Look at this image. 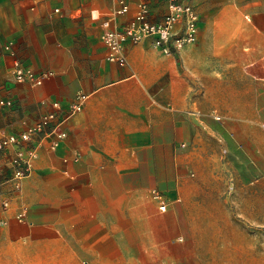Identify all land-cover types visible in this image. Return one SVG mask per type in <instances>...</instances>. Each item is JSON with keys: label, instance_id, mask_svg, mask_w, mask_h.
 I'll list each match as a JSON object with an SVG mask.
<instances>
[{"label": "crops", "instance_id": "1", "mask_svg": "<svg viewBox=\"0 0 264 264\" xmlns=\"http://www.w3.org/2000/svg\"><path fill=\"white\" fill-rule=\"evenodd\" d=\"M129 1L120 21L142 1L155 21L168 9V0ZM190 1L200 15L196 41L169 54L146 38L127 45L121 66L101 41L118 0H0V99L13 101L0 105V132L26 129L56 101L68 113L86 96L64 123L66 138L55 148L46 138L19 186L2 184L10 207L0 212V264H118L123 250L169 240L187 148L218 111L239 122L261 168L264 0ZM8 42L24 64L49 73L42 84L13 79ZM249 183L264 188L263 177Z\"/></svg>", "mask_w": 264, "mask_h": 264}, {"label": "rangeland", "instance_id": "2", "mask_svg": "<svg viewBox=\"0 0 264 264\" xmlns=\"http://www.w3.org/2000/svg\"><path fill=\"white\" fill-rule=\"evenodd\" d=\"M219 112L204 119L187 148V180L169 216V240L123 250L118 264H264V188H247L264 178V161L259 169L256 146L246 144L239 122Z\"/></svg>", "mask_w": 264, "mask_h": 264}, {"label": "built area", "instance_id": "3", "mask_svg": "<svg viewBox=\"0 0 264 264\" xmlns=\"http://www.w3.org/2000/svg\"><path fill=\"white\" fill-rule=\"evenodd\" d=\"M119 6L102 21L101 41L106 47V58L124 66L128 62L126 47L128 44H137L140 41L151 38L152 43L164 52L179 53L187 44L198 39L200 33V15L190 0H168V9L163 18L155 21L150 16V6L147 2L138 3L134 13L127 19L120 21V17L131 13L129 0H118ZM7 52L13 57L12 77L16 82H28L34 86L40 85L48 76L46 71H36L31 66L24 64L18 58L12 42L4 45ZM86 96L80 94L70 104V112L62 113L61 104L56 101L52 108L45 111L33 124L20 132H0V152L5 160L0 162V197L4 190L2 184L6 180H13L16 186L32 170V164L37 158L40 148L46 138L54 137L51 147L66 138L67 131L64 123L67 118L82 109ZM0 105H13L10 99H0ZM186 146L185 143L182 147ZM9 172V176L7 173ZM10 207V198L0 199V212ZM162 211L167 209V203L160 204ZM27 209L25 207L17 213L19 221L26 220ZM0 220V225L4 224Z\"/></svg>", "mask_w": 264, "mask_h": 264}]
</instances>
